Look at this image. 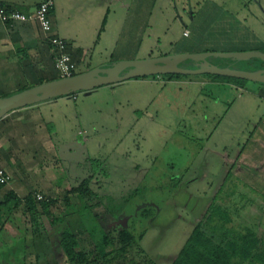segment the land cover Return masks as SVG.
I'll list each match as a JSON object with an SVG mask.
<instances>
[{
    "label": "rangeland",
    "instance_id": "obj_1",
    "mask_svg": "<svg viewBox=\"0 0 264 264\" xmlns=\"http://www.w3.org/2000/svg\"><path fill=\"white\" fill-rule=\"evenodd\" d=\"M251 1L241 14V6ZM196 2L197 10L190 9ZM211 2L222 13L239 14L264 40L260 0H157L152 40L145 39L130 56L122 57L110 46L95 50L76 75L118 62L178 55L176 50L188 46L185 31L199 23L197 15ZM181 68L195 66L188 62ZM37 86L23 87L20 93ZM263 89L233 78L157 76L67 96L62 109L48 105L42 112L54 151L45 163L57 171L54 196L47 177L29 178L43 191V197L34 195L38 201L45 197L56 202L53 217L61 222L52 226L42 213L46 235L40 239L22 218L13 216L0 235V264H24L27 254L39 256L38 264H70L58 238L67 227L87 253L94 238L102 239V231L114 237L130 231L137 244L126 255V264H173L199 225L217 244L225 231L248 229L264 239V175L245 163L261 134L255 108L260 99L253 94ZM83 184L92 199L67 198ZM217 208L229 216V223L216 217L210 223ZM0 213L7 219L9 209Z\"/></svg>",
    "mask_w": 264,
    "mask_h": 264
},
{
    "label": "crops",
    "instance_id": "obj_2",
    "mask_svg": "<svg viewBox=\"0 0 264 264\" xmlns=\"http://www.w3.org/2000/svg\"><path fill=\"white\" fill-rule=\"evenodd\" d=\"M43 1L0 0V4L9 10L30 14ZM262 1L257 4L259 11H264ZM156 3L157 0H56L50 15L53 36L67 43V53L77 65V70L93 51L109 50V46L122 57L135 55L141 48L140 44L145 39L152 40L156 34ZM251 3L242 5L243 12H239L247 11ZM197 6L196 2L190 9L197 10ZM222 10L215 2L201 8L197 15L199 23L195 22L194 28L186 30L183 35L188 40V46L176 50L174 54L264 53V40L247 27V21L240 20L239 14L231 13L230 16ZM250 12L252 14V10ZM211 16H214L213 19L208 20ZM54 59L55 52L38 24H4L0 20V96L5 94L4 97L8 98L20 93L23 87L37 86L36 83L42 80H59ZM253 95L260 99V104L255 102V108L258 109L256 122L261 134L250 154L252 159L245 163L249 162V168L264 175V89ZM66 100L63 97L29 106L0 119V168L13 179L9 185L0 186V204L10 199L9 194H14L22 202L30 195L43 197V191L29 178L35 176L47 177L49 194L54 196L53 176L57 171L45 163L47 156L49 158L54 151V144L42 110L48 109V105L65 108ZM63 118L67 122L66 112ZM9 223L10 219L8 226Z\"/></svg>",
    "mask_w": 264,
    "mask_h": 264
},
{
    "label": "trees",
    "instance_id": "obj_3",
    "mask_svg": "<svg viewBox=\"0 0 264 264\" xmlns=\"http://www.w3.org/2000/svg\"><path fill=\"white\" fill-rule=\"evenodd\" d=\"M219 62V66L222 68L229 63L223 60H219ZM263 67L262 63L255 60L234 65V69L246 71H254ZM170 77L174 78V76ZM69 197L88 200L92 199L93 193L88 189L87 184H83L70 191L67 195V198ZM55 206L56 202L51 199L42 198L41 201H38L34 195H30L22 202L14 194H11L6 203L0 204V210L9 209L7 219H4L0 213V235L6 230V221H9L13 216H18L27 226L31 227L35 237L44 238L46 234L41 223L42 213L50 220L52 226H57L61 222L60 218L53 217ZM213 217L226 224L230 222L229 216L220 208L213 210V215L208 218L210 223L214 221ZM222 227L224 231V224ZM90 232L88 233L90 234ZM94 234L93 230L90 234L91 238L92 236L94 238ZM102 236L100 240L92 239L94 248L88 253L82 250L78 236L70 227L60 231L58 238L70 264H126V255L137 244L135 236L128 230L122 231L117 237L102 231ZM220 237L221 243L217 244L205 234L202 225H199L173 264H264V239L258 238L251 230L247 229L240 233L225 231ZM38 261L39 256L37 255L27 254L24 257V264H38Z\"/></svg>",
    "mask_w": 264,
    "mask_h": 264
},
{
    "label": "water",
    "instance_id": "obj_4",
    "mask_svg": "<svg viewBox=\"0 0 264 264\" xmlns=\"http://www.w3.org/2000/svg\"><path fill=\"white\" fill-rule=\"evenodd\" d=\"M211 59L228 61L224 68ZM258 61L264 65V54L260 52L179 54L134 62H118L111 67L98 68L90 72L59 79L25 90L8 98H0V119L10 112L29 106L63 98L81 92H91L105 86L159 77V76H216L240 79L264 85V67L254 71L234 69L235 64ZM187 62L195 69L181 68Z\"/></svg>",
    "mask_w": 264,
    "mask_h": 264
},
{
    "label": "built area",
    "instance_id": "obj_5",
    "mask_svg": "<svg viewBox=\"0 0 264 264\" xmlns=\"http://www.w3.org/2000/svg\"><path fill=\"white\" fill-rule=\"evenodd\" d=\"M55 4L56 0H44L40 6L30 14L9 10L0 4V20L4 24L16 22L38 24L45 36V40L52 46L55 52V67L60 74V79L71 78L76 75L77 65L67 53V43L53 36V26L50 15L55 8ZM74 100H77V98L74 97ZM12 180L11 176L0 168V185L7 186Z\"/></svg>",
    "mask_w": 264,
    "mask_h": 264
}]
</instances>
